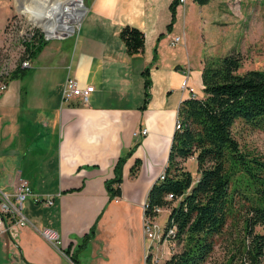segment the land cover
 Segmentation results:
<instances>
[{"label": "crops", "instance_id": "1", "mask_svg": "<svg viewBox=\"0 0 264 264\" xmlns=\"http://www.w3.org/2000/svg\"><path fill=\"white\" fill-rule=\"evenodd\" d=\"M172 1L85 0L71 46L48 42L31 58L27 68L35 58L38 63L28 84L22 74L8 78L0 94V188L14 193L22 176L53 203L28 197L29 223L0 232V264H143V203L167 166L180 102L203 94V57L217 28L204 7L210 0L177 4L173 21ZM195 12H202L199 33ZM126 24L145 32L143 50L127 52L120 36ZM174 36L179 39L172 42ZM68 75L95 85L87 101L63 100ZM186 76L193 91L181 87ZM144 127L146 134L139 132ZM27 131L32 138H25ZM137 141L123 166L121 199L111 200L105 180ZM137 158L141 168L131 176ZM39 226L54 228L62 241L54 243Z\"/></svg>", "mask_w": 264, "mask_h": 264}, {"label": "trees", "instance_id": "2", "mask_svg": "<svg viewBox=\"0 0 264 264\" xmlns=\"http://www.w3.org/2000/svg\"><path fill=\"white\" fill-rule=\"evenodd\" d=\"M177 4L172 1V21ZM120 36L129 53L145 47V32L137 26L124 25ZM47 41L43 33L25 39V58L35 57ZM242 59L240 51L205 55L202 96L186 97L178 106L181 127L172 134L165 177L153 183L146 200L147 213H154L156 205L171 207L169 224L176 225L174 239L179 247L165 264H206L221 235H234L237 250L255 263L264 253V154L243 145L235 130L237 122L264 130V68L238 72ZM26 70L21 61L7 77L0 75V81ZM145 85H150L149 77ZM148 98L146 90L142 107ZM139 142L119 155L114 175L105 180L111 200L123 193V166ZM191 156L196 176L183 165ZM141 164L137 158L131 176L138 174Z\"/></svg>", "mask_w": 264, "mask_h": 264}, {"label": "rangeland", "instance_id": "3", "mask_svg": "<svg viewBox=\"0 0 264 264\" xmlns=\"http://www.w3.org/2000/svg\"><path fill=\"white\" fill-rule=\"evenodd\" d=\"M68 1V0H61ZM86 6L85 0H83ZM34 0H0V75L8 76L16 65L27 56L25 39L41 33L48 39L35 57L45 48L47 43L64 42L71 46L78 35L81 21L75 24V29L64 36H49L43 26L36 24L31 11ZM210 9V16L216 18V29L210 30L207 45L211 50L206 55L225 54L230 51H240L243 56L242 64L238 72L249 68H264V0H210L205 6ZM202 12L194 13V32L199 33L201 29ZM84 15V14H83ZM82 15V17H83ZM81 17V18H82ZM191 25V23H190ZM207 33L208 29L204 28ZM41 63L44 61H40ZM38 59H33V65L21 75L22 84H28L30 72L37 65ZM40 69L39 71H41ZM1 78V77H0ZM24 89V88H23ZM29 90L33 92L32 87ZM29 91V93H30ZM31 98V103H33ZM33 120V119H32ZM236 135L239 141L262 154H264V130H251L241 122L235 124ZM33 131L26 132L25 138H32ZM25 153L28 142L23 140ZM5 142V141H4ZM192 175L196 176V162L193 156L188 157L184 163ZM52 197V196H51ZM53 198V197H52ZM166 214H162L165 217ZM256 229L260 230V226ZM235 236L221 235L216 238V243L206 264H264V253L257 258L258 263L252 259L244 258L242 253L235 247ZM176 245V249H178Z\"/></svg>", "mask_w": 264, "mask_h": 264}, {"label": "built area", "instance_id": "4", "mask_svg": "<svg viewBox=\"0 0 264 264\" xmlns=\"http://www.w3.org/2000/svg\"><path fill=\"white\" fill-rule=\"evenodd\" d=\"M187 0H177L178 4H184ZM81 23V22H80ZM51 36V35H49ZM179 39V36H174L172 42ZM31 58L22 60V66H30ZM6 76V75H5ZM8 87L6 79L0 81V94ZM182 88H187L193 91V87L189 85L187 76L181 82ZM95 90L94 84L82 85L79 79L75 76L68 75L63 89V100L69 101L76 96L82 97L87 101L91 92ZM190 96H196L194 92ZM175 128L181 127V121L176 117L174 122ZM139 132L146 134L148 128L144 127ZM166 168L161 171L159 178H164ZM29 196H33L35 201H43L47 204L53 203V198L43 197L40 193H35L25 177L20 176L16 190L14 193L2 190L0 188V232L9 230L15 225H24L29 223L30 218L23 210L24 203ZM172 193L168 194V198H172ZM115 201L121 199V195H116L113 198ZM148 203H143V238L145 244L143 264H165L166 260L176 250V240L174 239L176 225L169 224V213L171 207L168 205H156L154 213H147ZM162 214H166V220H161ZM14 218V219H13ZM40 232L54 243L61 242V236L57 230L48 226H39Z\"/></svg>", "mask_w": 264, "mask_h": 264}, {"label": "bare ground", "instance_id": "5", "mask_svg": "<svg viewBox=\"0 0 264 264\" xmlns=\"http://www.w3.org/2000/svg\"><path fill=\"white\" fill-rule=\"evenodd\" d=\"M85 12L83 0H34L33 21L51 36H64L75 29Z\"/></svg>", "mask_w": 264, "mask_h": 264}, {"label": "water", "instance_id": "6", "mask_svg": "<svg viewBox=\"0 0 264 264\" xmlns=\"http://www.w3.org/2000/svg\"><path fill=\"white\" fill-rule=\"evenodd\" d=\"M22 0H19V2H21Z\"/></svg>", "mask_w": 264, "mask_h": 264}]
</instances>
